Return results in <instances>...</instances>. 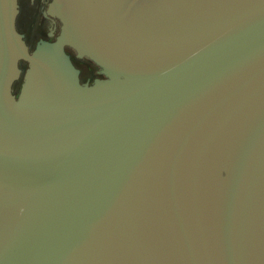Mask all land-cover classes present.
<instances>
[{"label":"water","instance_id":"1","mask_svg":"<svg viewBox=\"0 0 264 264\" xmlns=\"http://www.w3.org/2000/svg\"><path fill=\"white\" fill-rule=\"evenodd\" d=\"M64 2L0 0V264H264V0Z\"/></svg>","mask_w":264,"mask_h":264},{"label":"flooded vegetation","instance_id":"2","mask_svg":"<svg viewBox=\"0 0 264 264\" xmlns=\"http://www.w3.org/2000/svg\"><path fill=\"white\" fill-rule=\"evenodd\" d=\"M60 1L64 11L65 0ZM55 0H17L16 29L22 35V38L30 52L37 44L44 40L53 42L57 39L63 26L62 19L53 13L51 5ZM66 53L74 67L78 70L79 80L82 84H93L96 79H106L102 69L93 60L86 56H78L77 52L71 48H65ZM28 62L21 60L19 62V75L12 84V94L18 98L25 81V75L28 69Z\"/></svg>","mask_w":264,"mask_h":264}]
</instances>
